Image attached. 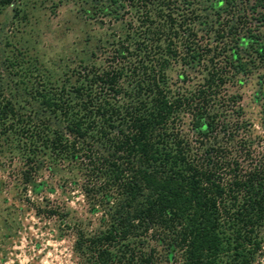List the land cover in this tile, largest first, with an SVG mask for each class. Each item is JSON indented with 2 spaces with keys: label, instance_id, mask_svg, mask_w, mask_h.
I'll list each match as a JSON object with an SVG mask.
<instances>
[{
  "label": "trees",
  "instance_id": "obj_1",
  "mask_svg": "<svg viewBox=\"0 0 264 264\" xmlns=\"http://www.w3.org/2000/svg\"><path fill=\"white\" fill-rule=\"evenodd\" d=\"M37 2L70 5L46 50L31 40L41 35ZM8 7L0 26L7 191L37 215L70 221L80 264H257L264 0H0V15ZM246 83L256 85L262 131L241 104ZM44 171L80 184L96 225L38 200L55 190L39 180Z\"/></svg>",
  "mask_w": 264,
  "mask_h": 264
},
{
  "label": "rangeland",
  "instance_id": "obj_2",
  "mask_svg": "<svg viewBox=\"0 0 264 264\" xmlns=\"http://www.w3.org/2000/svg\"><path fill=\"white\" fill-rule=\"evenodd\" d=\"M69 6L56 7L53 11L49 3L45 8L40 7L39 2L36 3V7L40 8L35 11V14L39 13L38 26L40 29L38 32L41 35L37 37L33 33L31 40L38 39L39 49L46 50L57 45L55 38L58 34L54 29L58 28L57 25L64 16H67ZM10 8H7L4 15H0V26L5 25V28L9 23ZM239 92L242 95L241 104L246 115L252 119L258 130L262 131L260 107L254 102L256 85L246 83L239 89ZM2 168H0V176L4 183L0 191V264H80L79 256L73 250L75 232L72 229V223L58 216L37 215L35 208L24 198L19 201L15 190L7 191L12 182V174L9 170L13 169V165L5 161ZM41 179L46 180L55 190L49 192L45 188L38 200L46 198L47 200L41 199L40 201L43 200V203L48 201V206L55 207L58 212H70L73 219L83 220L89 223V226L96 225V216L88 212V205L79 183L73 184L71 180L59 178L51 179L47 171L42 173L39 177V180ZM157 264L177 263L170 260ZM257 264H264V252Z\"/></svg>",
  "mask_w": 264,
  "mask_h": 264
}]
</instances>
